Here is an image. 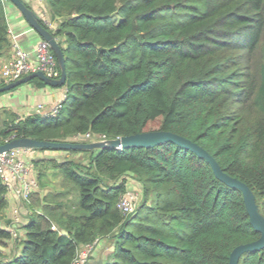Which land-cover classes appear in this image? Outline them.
Instances as JSON below:
<instances>
[{
  "label": "trees",
  "instance_id": "trees-1",
  "mask_svg": "<svg viewBox=\"0 0 264 264\" xmlns=\"http://www.w3.org/2000/svg\"><path fill=\"white\" fill-rule=\"evenodd\" d=\"M44 1L56 26L41 23L66 58V98L54 117L0 110V144L173 132L248 184L264 215V0ZM11 47L0 0V59ZM35 150L67 157L33 159L40 189L26 202L18 238L4 222L9 199L0 179V264H73L77 250L97 239L114 247L106 264H229L236 247L261 236L242 192L173 142ZM58 175L60 189L50 177ZM129 179L144 199L125 214L118 203ZM240 264H264V249Z\"/></svg>",
  "mask_w": 264,
  "mask_h": 264
},
{
  "label": "built area",
  "instance_id": "built-area-1",
  "mask_svg": "<svg viewBox=\"0 0 264 264\" xmlns=\"http://www.w3.org/2000/svg\"><path fill=\"white\" fill-rule=\"evenodd\" d=\"M36 72H42L51 79H59L61 77V68L57 56L50 43L44 39L37 45L34 55L22 49L18 42H13L9 57L0 59V82L4 86L17 82L25 76ZM65 98L66 91L64 100ZM64 100L50 108L39 104L35 108L34 114L57 116L63 107ZM13 139L15 137L7 139L5 143ZM75 139L78 141L87 139L89 142L106 143H110L111 141L106 136H96L90 133L79 135ZM116 149L123 150V146L120 145ZM39 152L35 149L20 148L0 153V179L6 186L8 195L12 196L21 205H26L31 195L40 189L32 163L33 159L37 158ZM139 200V193L128 189L121 196L118 208L125 214H131L140 206ZM20 210V208H17L13 211L11 225L8 226V230L14 238L20 237L22 233L18 230L23 221ZM27 213H29V210H27ZM99 243L100 239H97L91 244L80 247L77 250L73 264H88Z\"/></svg>",
  "mask_w": 264,
  "mask_h": 264
},
{
  "label": "water",
  "instance_id": "water-1",
  "mask_svg": "<svg viewBox=\"0 0 264 264\" xmlns=\"http://www.w3.org/2000/svg\"><path fill=\"white\" fill-rule=\"evenodd\" d=\"M8 3L14 4L22 13L29 25L41 36L42 39L48 41L52 46L59 65L61 68V77L59 79H51L42 72H36L25 76L21 80L5 85L0 88V93L10 92L16 88L27 84L34 79H39L45 82L48 86L54 88H60L65 86L67 82V68L66 58L64 52L57 42L53 34L46 29L41 23L39 15L23 0H4V5ZM173 142L183 148L191 150L201 158H204L211 165L215 175L219 180L224 182L231 188L238 189L242 192L248 214L250 216V222L254 229L260 233V238L254 242L242 244L236 247L230 256L229 264H240L241 257L248 252H256L264 249V215L261 212L260 206L257 203L255 193L251 187L245 182L234 178L225 173L215 158L209 154L203 147L197 143L173 132L169 131H151L132 136H125L120 139L111 140L110 143L106 142H52V141H41L32 138H15L12 141L0 144V153L9 151L12 149L29 148V149H54V150H96L104 148H118L120 145L123 149L131 147H142V148H153L158 145ZM64 234H68L67 231H63Z\"/></svg>",
  "mask_w": 264,
  "mask_h": 264
},
{
  "label": "crops",
  "instance_id": "crops-1",
  "mask_svg": "<svg viewBox=\"0 0 264 264\" xmlns=\"http://www.w3.org/2000/svg\"><path fill=\"white\" fill-rule=\"evenodd\" d=\"M30 6L40 18L45 20L51 27H55L56 23L51 22L50 11L44 0H23ZM7 21L10 29L11 43L18 42L19 45L27 52L34 55L37 45L43 39L41 36L29 25L20 10L12 3L6 6ZM10 52L3 58L9 57ZM1 58V59H3ZM66 88H54L51 86L37 87L31 82L23 84L22 86L7 92L0 96V110L7 109L10 112L16 113L20 117H25L35 113V108L39 104L45 105L47 108L53 107L64 100ZM54 153V154H53ZM56 154V156H55ZM62 152H39L37 158H58L61 159ZM64 156L67 154H63ZM67 157V156H66ZM128 189H135L141 192V186L135 180L129 179ZM130 187V188H129ZM9 207L5 212L6 220L9 222L12 218V213L17 209V200L8 195ZM8 224V223H7ZM108 241L102 240L96 247V250L88 264H105L111 256L114 247L112 244L108 245L106 252V244ZM9 255H14L17 248L9 244L7 250ZM107 253V256H106Z\"/></svg>",
  "mask_w": 264,
  "mask_h": 264
},
{
  "label": "rangeland",
  "instance_id": "rangeland-1",
  "mask_svg": "<svg viewBox=\"0 0 264 264\" xmlns=\"http://www.w3.org/2000/svg\"><path fill=\"white\" fill-rule=\"evenodd\" d=\"M60 88H62V87H60ZM154 126H156L155 124H153ZM152 125V126H153ZM73 142H88L87 141V139H82V140H80V141H78V140H73ZM98 151V150H97ZM61 153V152H60ZM54 154V153H53ZM64 153H62V155H61V159H63V157H66L67 155H63ZM55 156H56V154H55ZM78 158H80V159H83L84 161H87L88 159V156H86L85 154H80V155H78L77 156ZM35 174H36V172H35ZM37 175V174H36ZM52 179V182L54 183V184H56V186H57V188L58 189H60V188H63L62 187V176H56V177H53V176H50ZM132 180V179H131ZM130 181V180H129ZM128 186H129V183H128ZM130 188V187H129ZM130 189H132V188H130ZM135 192H138L139 193V205H141V203L143 202V199H144V197L142 196V191L140 192V191H138V190H135V189H133ZM17 207L18 208H20L21 210H20V214H21V216H22V219H23V222H26L27 220H28V217H29V213H27V210H29V207L28 206H26V205H21V204H19V203H17ZM6 218H7V216L5 215L4 216V222H7V220H6ZM10 221H11V219H10ZM23 234V233H22ZM21 234V236H23ZM20 236V237H21ZM108 245H110V243L108 242L107 244H106V249L104 250V252H106V250H107V248H108ZM95 252V251H94ZM106 256H107V253H106ZM107 263V262H106ZM105 263V264H106Z\"/></svg>",
  "mask_w": 264,
  "mask_h": 264
}]
</instances>
